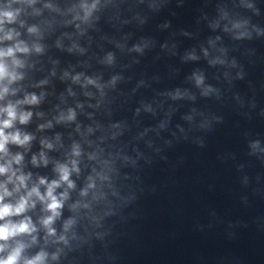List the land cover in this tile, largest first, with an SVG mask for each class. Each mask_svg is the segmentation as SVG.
Masks as SVG:
<instances>
[{
	"label": "water",
	"instance_id": "1",
	"mask_svg": "<svg viewBox=\"0 0 264 264\" xmlns=\"http://www.w3.org/2000/svg\"><path fill=\"white\" fill-rule=\"evenodd\" d=\"M15 9L0 49L28 51L4 58L0 107L31 112L10 131L32 139L0 159L29 176L6 202L61 165L73 186L54 235L37 201L35 242L9 245L44 264H264V0H0Z\"/></svg>",
	"mask_w": 264,
	"mask_h": 264
},
{
	"label": "clouds",
	"instance_id": "2",
	"mask_svg": "<svg viewBox=\"0 0 264 264\" xmlns=\"http://www.w3.org/2000/svg\"><path fill=\"white\" fill-rule=\"evenodd\" d=\"M19 11V9L0 11V33H4L0 36V40H11L14 34L18 35L13 30L5 32L4 25L14 23L17 20ZM29 31H34V29H29ZM27 51L28 49L22 47L19 43L14 48L0 49V81H3L5 78L9 79V81L17 78L9 71L7 64L4 63V58L13 57L15 52ZM14 63L19 64V61H14ZM7 91V88H0V99L4 98V94ZM36 102L37 98L33 95L17 103L34 104ZM31 115V112L18 113L16 105L11 103L6 107H0V159H4L9 155V144L24 146L32 139L30 135L22 134L19 130L10 131L14 128L17 120L20 124H26ZM71 118L72 115L70 114L68 119ZM46 147L51 148V145L47 144ZM22 159L23 157L17 153L11 159L0 163V176L7 175V180L0 183V264H44L46 255L44 252L41 251L35 256L28 258L23 255L28 245L17 240L15 247H11L8 242L24 235L32 236V242H35L36 238L32 234L37 231V228L33 224L31 217L26 215V213L30 209L35 208L37 201L44 206L43 211L49 213V215L41 218L39 223L47 230L48 235H54L55 229L51 225L60 216L63 200L67 197V192L61 193L58 197L54 194L55 190L61 183H67L69 188L73 186L69 179V168L61 165L57 168L59 173L58 180L48 183L44 178H41L37 185L26 191V194L20 195L14 203L6 202V197H12L13 192L19 193L21 189L27 188L26 182L29 176L24 174L17 175L19 169L14 170L12 167L14 163L19 165ZM41 159H43V153H41ZM36 162V158L33 157L32 163L36 164ZM44 163L46 164L47 161L44 160ZM8 183L15 185L13 191L8 190L6 186ZM41 185L46 186V191L43 194L40 191ZM14 217L22 218L14 220ZM61 239L63 238L61 237Z\"/></svg>",
	"mask_w": 264,
	"mask_h": 264
}]
</instances>
